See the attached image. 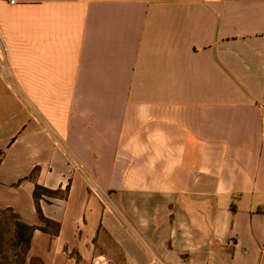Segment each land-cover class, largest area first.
Listing matches in <instances>:
<instances>
[{"label": "crops", "instance_id": "crops-1", "mask_svg": "<svg viewBox=\"0 0 264 264\" xmlns=\"http://www.w3.org/2000/svg\"><path fill=\"white\" fill-rule=\"evenodd\" d=\"M17 1L0 208L42 225L37 184L69 188L29 260L264 264V0Z\"/></svg>", "mask_w": 264, "mask_h": 264}, {"label": "trees", "instance_id": "trees-1", "mask_svg": "<svg viewBox=\"0 0 264 264\" xmlns=\"http://www.w3.org/2000/svg\"><path fill=\"white\" fill-rule=\"evenodd\" d=\"M4 152H0V164L3 160ZM31 177H34L31 175ZM69 191V188L65 192H62L61 190L53 191L51 189H48L44 186H41L37 184L35 189V201L37 206V212L39 215L40 220L42 221V225H31L27 222H25L21 215L17 213L13 208H0V214L1 213H8L10 216V220L12 222L13 227V235L10 239V248L14 251V256L18 255L16 254V251L19 249H22V257H23V264H43L40 259H32L29 260V252L31 249V243L33 234L36 229H42L44 231H48L53 235H58L60 233L61 224L57 221H54L48 217H46L43 213L42 207H41V199L48 195V196H67V193ZM1 224V222H0ZM4 235L3 231L0 229V255H3V252L5 251V243H4ZM6 256V255H4ZM19 256V255H18ZM6 257L1 256L0 257V264H3L2 260H6Z\"/></svg>", "mask_w": 264, "mask_h": 264}, {"label": "rangeland", "instance_id": "rangeland-1", "mask_svg": "<svg viewBox=\"0 0 264 264\" xmlns=\"http://www.w3.org/2000/svg\"><path fill=\"white\" fill-rule=\"evenodd\" d=\"M0 229L3 231L4 235V243H5V251L3 252V257H6V260H2L3 264H23V257H22V249H19L16 251V254L18 255H13L14 251L12 248H10V239L13 235V227H12V222L10 220V216L8 213H1L0 214ZM6 255V256H4ZM29 264V263H28Z\"/></svg>", "mask_w": 264, "mask_h": 264}, {"label": "built area", "instance_id": "built-area-1", "mask_svg": "<svg viewBox=\"0 0 264 264\" xmlns=\"http://www.w3.org/2000/svg\"><path fill=\"white\" fill-rule=\"evenodd\" d=\"M8 1H9V3H11V4H16V3L18 2L17 0H8ZM3 52H4L5 55L8 56V54H9V49H8V47H7L6 45H4ZM93 264H103V263H102L99 259H95L94 262H93Z\"/></svg>", "mask_w": 264, "mask_h": 264}]
</instances>
